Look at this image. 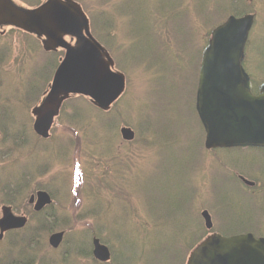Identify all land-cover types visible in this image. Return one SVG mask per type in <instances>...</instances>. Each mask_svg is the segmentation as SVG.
<instances>
[{
	"label": "rangeland",
	"instance_id": "rangeland-1",
	"mask_svg": "<svg viewBox=\"0 0 264 264\" xmlns=\"http://www.w3.org/2000/svg\"><path fill=\"white\" fill-rule=\"evenodd\" d=\"M15 1L31 9L45 0ZM76 1L125 73L126 89L109 111L73 96L50 138L40 139L31 110L52 82L53 57L37 35L0 27V111L7 115L0 121V215L4 201L43 170L16 199V210L30 214L32 225L14 237L15 250L13 236L6 237L12 238L0 245V264L15 260L25 239L33 247L20 254L39 264H102L92 255L93 235L112 250L109 264H186L206 228V209L223 234L252 232L247 221L254 215L263 228L256 195L264 192V150L207 148L196 90L209 33L233 9L256 11L245 68L257 85L264 81V0ZM173 2L180 6L167 10ZM57 53L59 61L63 52ZM123 127L135 131L132 142L122 138ZM238 174L260 186L236 183ZM40 188L55 199L43 215L51 221L42 220L51 230L39 229L42 222L37 229L28 205L30 192ZM59 230L66 239L54 249L48 238Z\"/></svg>",
	"mask_w": 264,
	"mask_h": 264
},
{
	"label": "water",
	"instance_id": "water-1",
	"mask_svg": "<svg viewBox=\"0 0 264 264\" xmlns=\"http://www.w3.org/2000/svg\"><path fill=\"white\" fill-rule=\"evenodd\" d=\"M255 14L230 16L216 27L202 55L196 108L206 131L207 148L264 147V83L253 92L251 77L244 68L245 47ZM0 24H12L44 36V49L65 50L49 92L34 107L35 132L50 136L55 118L71 95H85L100 109L108 110L123 94L126 77L114 69L109 51L93 36L90 20L81 4L74 0H47L35 9L25 10L11 0H0ZM66 37H71L72 42ZM132 139L130 128L122 129ZM40 211L52 203L51 195L38 191L30 203ZM0 238L5 231L24 227L28 218L16 216L10 206L2 207ZM208 228L213 227L209 211H203ZM64 232L53 233L49 242L58 248ZM95 258L111 260L110 248L93 239ZM187 264H264V237L253 233L224 236L214 233L191 252Z\"/></svg>",
	"mask_w": 264,
	"mask_h": 264
},
{
	"label": "trees",
	"instance_id": "trees-1",
	"mask_svg": "<svg viewBox=\"0 0 264 264\" xmlns=\"http://www.w3.org/2000/svg\"><path fill=\"white\" fill-rule=\"evenodd\" d=\"M177 2H180V5H181V3L183 2V0H177ZM177 2H173V3H170L169 5H167V10L168 9H170V10H176V8L178 7V6H180V5H178L177 4ZM40 4V3H39ZM158 5H160V6H162L163 5V2L162 1H160L159 3H158ZM152 11V13H153V10H151ZM166 12V11H165ZM233 13H235L236 15H242L243 14V11H241V10H235V9H233ZM154 14V13H153ZM156 14H158V13H156ZM209 37V36H208ZM205 45V44H204ZM50 55H52V57H53V61H51L49 64L51 65V67H52V69H55L56 68V66L58 65V53L57 52H53V53H51ZM256 84V85H255ZM258 84H260V83H258ZM254 86H255V89L257 90L258 89V86L259 85H257V83L256 82H254ZM45 90H48L47 88H45ZM80 96H78V98H79ZM41 101V100H40ZM40 101H38V102H40ZM37 102V103H38ZM5 116V118L7 117V115H4L3 114V112L1 113V115H0V121L3 119V117ZM5 121V120H4ZM3 121V122H4ZM2 122V123H3ZM2 123L0 124V129H2ZM40 138V137H39ZM41 139V138H40ZM233 150H242L241 148H235V149H233ZM257 150H264V149H257ZM24 176H23V179H27L26 177H25V170H24ZM37 173H33V175L30 177V178H28L27 180H26V184L24 185V187H23V189H20V187L22 186H20L17 190H15L17 193H15V194H13L12 196H11V194H9V193H12V192H14V191H11L10 189H8V190H6V192H7V194H8V196H11V197H9L7 200H5L4 201V203H8V204H11L15 209H16V199L18 198V197H22V196H25L26 194H28V190H30L29 188H28V181L29 180H33V178H34V176L36 175ZM250 177V176H249ZM11 181H15L14 179L13 180H11ZM235 182L236 183H241V180L238 178V177H236V180H235ZM254 182L256 183L254 186L256 187V188H258L260 185H259V183H258V181L257 180H254ZM239 185V184H238ZM246 187H250V186H248V185H246V184H244ZM239 188L241 187L240 185L238 186ZM263 190H264V188H263V186H260ZM8 188V187H7ZM240 189H243V190H247V189H249V188H240ZM1 190V189H0ZM32 192V191H31ZM261 195L262 196H260L259 194H257L256 196L257 197H260L259 198V201H260V204H261V206H262V208H261V210H262V213L264 212V192L263 193H261ZM45 215V214H44ZM43 216V215H42ZM46 220H48V221H51V219H50V217L49 218H47L46 217ZM248 222V229L249 230H251L253 233H255L257 236H264V227L263 228H260V229H258L256 226H255V224L257 223V215H254V216H252L251 218H250V220H248L247 221ZM206 227V226H205ZM39 229H44V230H51L52 229V226H51V224L49 223V222H46V221H44V222H42V224H41V226L39 227ZM215 231H219L220 232V227L218 226L217 228H215V229H212V230H210V229H207V228H205L204 229V231H203V234H202V236L196 241V242H194V243H192L191 244V246L190 247H192V249H194V247L201 241V240H203L206 236H208L211 232H215ZM228 235V234H227ZM21 246H23L22 248L23 249H26V248H29V247H33V245H32V243H30L29 242V240H24L23 242H22V244H21ZM191 249V250H192ZM81 254H83V253H81ZM90 254V253H89Z\"/></svg>",
	"mask_w": 264,
	"mask_h": 264
},
{
	"label": "bare ground",
	"instance_id": "bare-ground-1",
	"mask_svg": "<svg viewBox=\"0 0 264 264\" xmlns=\"http://www.w3.org/2000/svg\"><path fill=\"white\" fill-rule=\"evenodd\" d=\"M259 90V86H258V89L256 90L255 89V86L253 85V92L255 93V92H257Z\"/></svg>",
	"mask_w": 264,
	"mask_h": 264
},
{
	"label": "flooded vegetation",
	"instance_id": "flooded-vegetation-1",
	"mask_svg": "<svg viewBox=\"0 0 264 264\" xmlns=\"http://www.w3.org/2000/svg\"><path fill=\"white\" fill-rule=\"evenodd\" d=\"M16 112H17V111H15V110H14V112H13V113H16ZM13 231H16V230H13Z\"/></svg>",
	"mask_w": 264,
	"mask_h": 264
}]
</instances>
